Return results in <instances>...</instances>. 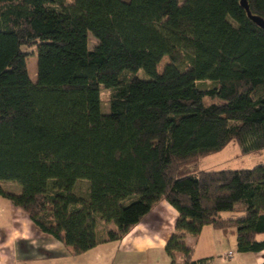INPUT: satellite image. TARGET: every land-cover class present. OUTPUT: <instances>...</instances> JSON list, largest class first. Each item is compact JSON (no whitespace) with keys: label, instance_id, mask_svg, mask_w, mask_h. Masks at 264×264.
I'll list each match as a JSON object with an SVG mask.
<instances>
[{"label":"trees","instance_id":"16d2710c","mask_svg":"<svg viewBox=\"0 0 264 264\" xmlns=\"http://www.w3.org/2000/svg\"><path fill=\"white\" fill-rule=\"evenodd\" d=\"M241 1L0 0V197L73 256L121 241L162 201L179 214L170 264L210 261L185 242L207 226L264 251V164L190 168L233 141L264 150V29ZM247 2L264 21V0Z\"/></svg>","mask_w":264,"mask_h":264},{"label":"crops","instance_id":"0c3cea01","mask_svg":"<svg viewBox=\"0 0 264 264\" xmlns=\"http://www.w3.org/2000/svg\"><path fill=\"white\" fill-rule=\"evenodd\" d=\"M6 201L0 197V264L171 263L166 246L175 233L179 214L166 201L157 204L121 241L99 245L79 256H73L61 242L43 233L22 209ZM107 229L114 226L108 225ZM185 242L194 250V256L201 248V257L209 262L221 257L219 252L226 251L227 245H233L237 252L236 234L211 226L205 227L198 238L187 235ZM237 255L228 258L234 260L230 264H264V251Z\"/></svg>","mask_w":264,"mask_h":264},{"label":"rangeland","instance_id":"374dc122","mask_svg":"<svg viewBox=\"0 0 264 264\" xmlns=\"http://www.w3.org/2000/svg\"><path fill=\"white\" fill-rule=\"evenodd\" d=\"M67 4H71L74 0H65ZM97 40L92 36H89V48L93 49L97 45ZM24 50L29 54L27 58V68L30 79L33 82L37 81L38 78V69H37V51L36 48H24ZM170 63V59L168 57L164 58L158 67L159 73H162L165 66ZM140 77H145L143 72L138 74ZM205 87H209V83H204ZM111 91L102 89L101 90V101H102V110L104 113L109 112V100H110ZM205 102L208 104L211 103H219L218 100H213L210 98H206ZM264 164V150L260 152L245 154L243 153L241 147L236 141L231 142L226 148H224L221 152L212 154L206 158H200L191 164L190 168L192 170H203V171H222V170H243V169H253L258 165ZM3 187L12 193L19 194L22 192V188L20 185L4 182ZM76 191L80 195H87L89 191V185L85 181H81L76 186ZM9 202V201H6ZM223 217H231V214L224 213ZM106 226L100 227V232H105ZM260 240H264V235L259 237ZM233 246V245H232ZM230 245H227V250L222 249L219 253L221 257L212 260L207 264H230L234 260H229L225 255L232 254L237 258V253L235 249ZM201 248H198L194 260L203 259L201 257L202 253L200 252ZM241 254V253H238ZM179 264H182L181 257H178ZM157 264V263H154ZM158 264H162V262H158Z\"/></svg>","mask_w":264,"mask_h":264},{"label":"water","instance_id":"95a60500","mask_svg":"<svg viewBox=\"0 0 264 264\" xmlns=\"http://www.w3.org/2000/svg\"><path fill=\"white\" fill-rule=\"evenodd\" d=\"M241 6L247 12L249 18L252 19L260 28L264 29V21L258 17H254L252 15L247 0H242Z\"/></svg>","mask_w":264,"mask_h":264},{"label":"built area","instance_id":"2783aa9c","mask_svg":"<svg viewBox=\"0 0 264 264\" xmlns=\"http://www.w3.org/2000/svg\"><path fill=\"white\" fill-rule=\"evenodd\" d=\"M227 258L232 259L233 255L230 253V254L227 255Z\"/></svg>","mask_w":264,"mask_h":264}]
</instances>
